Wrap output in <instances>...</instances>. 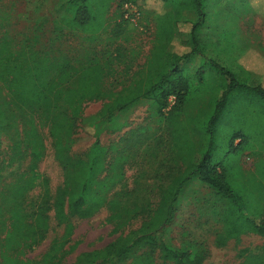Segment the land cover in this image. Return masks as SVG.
Instances as JSON below:
<instances>
[{
	"label": "rangeland",
	"instance_id": "rangeland-1",
	"mask_svg": "<svg viewBox=\"0 0 264 264\" xmlns=\"http://www.w3.org/2000/svg\"><path fill=\"white\" fill-rule=\"evenodd\" d=\"M89 2L93 4L90 9L96 22L101 20L102 24L93 39H88V33L80 28L62 22L75 14L76 6L69 0H0V43L11 42L16 50L24 44L32 45V49L51 59L68 60L73 67L95 57L107 68L104 90L119 92L147 69L157 42L155 17L158 14L160 21L164 18L160 15L164 2ZM168 6L173 13L166 18L188 22L179 33L181 44L196 48L195 70H188L195 71L190 79L192 92L177 112L187 129L177 127L172 132L174 140L167 119L174 105L173 95L141 100L118 112L111 121L96 118L106 100L95 99L82 105L72 132L62 135L60 151L47 114L14 105L0 81V105L6 115L0 122V264H13L16 258L18 264L71 263L80 253L103 248L137 229L145 218L143 214L113 232V225L107 221L111 212L109 201L128 208H155L160 185L184 168L185 161L173 141L193 143L195 163L211 143L213 159L224 166L231 165L233 177L244 185L246 192L254 193L251 202L259 204V190H264V98L253 87L262 83L264 74V0H203L200 11L177 10L173 2ZM197 21L194 41L188 30ZM231 76V92L216 109ZM58 110L60 120L65 122L64 115L69 111L64 107ZM215 112L213 126L205 134L206 120ZM234 134L246 137V146L237 154L226 155L228 138ZM96 139L104 169L90 182L87 193L104 198L105 203L87 218L70 216L68 222L73 230L69 240L61 243L65 225L54 218L55 193L59 188L72 187L76 169L86 173ZM38 152L39 178L23 196L17 197L31 175L30 165ZM77 161L82 163L74 168ZM38 204L47 208L49 222L42 238L32 246L6 249L3 241L10 229L9 210L18 206L30 212ZM219 209L215 192L192 176L164 230L174 246L201 250V264H241L245 255L263 252L264 235L253 232L220 244L223 225L217 214ZM154 257V264H172L164 263L157 254Z\"/></svg>",
	"mask_w": 264,
	"mask_h": 264
},
{
	"label": "trees",
	"instance_id": "trees-1",
	"mask_svg": "<svg viewBox=\"0 0 264 264\" xmlns=\"http://www.w3.org/2000/svg\"><path fill=\"white\" fill-rule=\"evenodd\" d=\"M69 1L76 6L75 14L72 18L62 19V22L67 25L72 24L73 27L88 33V39L95 38L102 24L101 20L96 22V16L90 9L93 4L89 0ZM132 1L135 3L144 1L145 3L150 0ZM162 1L164 10L160 15L164 18L160 21L157 17L158 14L155 17L157 42L147 69L134 83L119 92L104 90L103 79L106 76L107 68L95 57L90 58L79 67H73L68 60L51 59L32 49V45L24 44L16 50L11 42L2 41L0 43V81L11 95L14 105L23 109H40L47 114L60 151L63 149L62 135L72 132L80 116L82 105L89 100H106L96 118L101 121H111L118 112L141 100L154 97L166 99L173 95L175 97L174 105L167 118L172 140H174L172 132L177 127L187 129L177 112L186 105L192 92L190 79L195 71L189 72L188 70H195V59L193 58L196 48L182 45L179 38L184 24L188 22L181 21L177 17L171 19L166 16L173 13V10L168 6L170 2L177 6V10L182 8L200 11L203 0ZM198 25V21L191 23L188 30L194 41ZM170 64L173 66L168 69ZM165 67H167V71ZM174 73L176 74L174 75ZM231 78L228 82L229 87L222 93L220 100L215 105L216 109L225 101L226 94L231 92L230 85L233 83V77L231 76ZM243 86L246 87L245 84ZM253 88L259 96L264 98V82ZM62 107L69 111L64 115L65 122L59 118L58 109ZM1 108L0 105V122L4 121L6 117ZM215 117L216 112L208 116L205 123V134L209 132V129L211 130ZM237 139L238 142H236ZM173 142L178 147L181 159L185 161L184 168L181 173L171 177L165 185H160V197L155 208L151 209L147 205L128 208L116 201H109L108 207L111 212L107 221L113 225V232H118L139 214L145 216L141 225L137 229H132L125 235L119 236L103 248L80 253L74 262L67 264H121L127 260H130L129 264H154L155 254L164 263L201 264L204 257L201 250H189L174 246L164 230L175 212L181 192L189 184L192 176L197 177L210 187L220 203V209L217 212L223 225L220 244L229 239L237 241L240 235L247 232L264 235V190H259L260 202L256 205L255 200L251 202L252 197L255 196L254 193L250 190V194L246 192L244 185H241L238 179L233 177L231 165L224 166L221 161L213 159L211 143L206 146L200 160L195 163L192 161V154L195 151L193 143L189 140ZM227 145L228 154L226 155L237 154L246 146V137L239 134L231 135ZM93 149L94 154L87 165L86 173L84 174L83 169H76L72 178V187L59 188L55 193L52 203L54 218L58 223L65 225L61 243L67 242L71 236L73 226L68 222L70 216L87 218L105 203L104 198L87 193L90 182L93 183L104 169L101 155H98V139L95 140ZM38 157L39 152L34 154L30 165L31 175L20 188L17 197L23 196V192L28 190L39 178ZM81 163L80 161L73 163L74 168ZM255 170L259 171V165ZM255 172L252 175H255ZM82 176L85 177V180H82ZM16 203H18V199H16ZM9 211L10 229L6 231L3 241V246L6 249L32 246L42 238L49 227L47 208L43 204H38L30 212L24 211L18 206ZM139 251L140 253L137 254ZM2 255L5 260H9L7 255ZM12 263L20 262L16 258ZM50 264L62 263L52 261ZM241 264H264V250L258 254L245 255Z\"/></svg>",
	"mask_w": 264,
	"mask_h": 264
},
{
	"label": "crops",
	"instance_id": "crops-1",
	"mask_svg": "<svg viewBox=\"0 0 264 264\" xmlns=\"http://www.w3.org/2000/svg\"><path fill=\"white\" fill-rule=\"evenodd\" d=\"M259 74H261V73H259ZM262 76H263V80H262V82H264V74H262Z\"/></svg>",
	"mask_w": 264,
	"mask_h": 264
},
{
	"label": "built area",
	"instance_id": "built-area-1",
	"mask_svg": "<svg viewBox=\"0 0 264 264\" xmlns=\"http://www.w3.org/2000/svg\"><path fill=\"white\" fill-rule=\"evenodd\" d=\"M127 7V6H126Z\"/></svg>",
	"mask_w": 264,
	"mask_h": 264
}]
</instances>
